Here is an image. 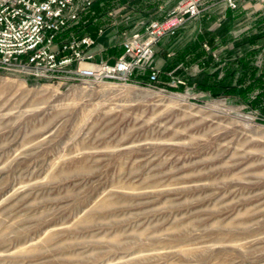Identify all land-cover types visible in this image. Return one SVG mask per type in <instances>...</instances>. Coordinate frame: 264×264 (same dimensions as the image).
<instances>
[{"label":"rangeland","instance_id":"obj_1","mask_svg":"<svg viewBox=\"0 0 264 264\" xmlns=\"http://www.w3.org/2000/svg\"><path fill=\"white\" fill-rule=\"evenodd\" d=\"M93 2L68 34L101 32ZM242 5L206 2L124 81L0 65V264H264V101L195 87L264 48V6Z\"/></svg>","mask_w":264,"mask_h":264},{"label":"built area","instance_id":"obj_2","mask_svg":"<svg viewBox=\"0 0 264 264\" xmlns=\"http://www.w3.org/2000/svg\"><path fill=\"white\" fill-rule=\"evenodd\" d=\"M76 0H0V65L30 69L34 73L69 70L82 79L124 81L134 69L146 65L153 56V46L160 38L176 33L213 0H179L172 12L144 27L143 36L134 33L122 42V53L112 63L95 60L91 47L95 39L68 34L75 22ZM244 0H222L226 9H237ZM264 6V0H256ZM87 3L86 6H89ZM66 72V71H65ZM155 73L149 80L154 81Z\"/></svg>","mask_w":264,"mask_h":264},{"label":"crops","instance_id":"obj_3","mask_svg":"<svg viewBox=\"0 0 264 264\" xmlns=\"http://www.w3.org/2000/svg\"><path fill=\"white\" fill-rule=\"evenodd\" d=\"M179 0H94L91 14L84 22L93 24V30L101 29L94 37L95 43L92 51L95 60H100L98 51L111 54L120 39L119 34L126 32V36L142 28V23L160 20L170 14ZM256 0H244L247 5ZM240 5V6H241ZM243 6V5H242ZM233 11L228 10L227 13ZM87 15V16H88ZM127 29V31L125 30ZM125 35V34H123ZM119 38V39H118ZM107 56V54H106ZM116 55H110L108 62H113Z\"/></svg>","mask_w":264,"mask_h":264},{"label":"trees","instance_id":"obj_4","mask_svg":"<svg viewBox=\"0 0 264 264\" xmlns=\"http://www.w3.org/2000/svg\"><path fill=\"white\" fill-rule=\"evenodd\" d=\"M237 12L238 11L235 10L232 13H229L228 18H231V20H233V18L237 16ZM257 16L264 19V10L263 13L258 14ZM79 23L82 24V22ZM80 24L79 26H81ZM201 39L202 37H200V40ZM254 40L255 39L249 42L251 43V48H249L248 50L247 48L249 46L246 44H242L241 48H239V54L241 55L240 57L236 58L238 62H236L235 67L225 70L226 72L223 78L218 80L211 79L210 76H207V74L204 73L203 70H201L203 71V77L200 81L195 83V87L200 89L201 91L208 92L213 97L221 96L224 94L238 95L249 105L251 109H262V103L264 101V56H261L262 63L257 65L256 55L263 52L264 48H260V45L257 47L256 45L254 46V44L257 42ZM208 43L212 45V40ZM180 60L177 59L176 63L167 65L166 69H170L172 73H180L181 67H179L178 64V62H181ZM235 83H240L242 87H240V89H237ZM257 84H259L258 87H256ZM253 91H257V93H251Z\"/></svg>","mask_w":264,"mask_h":264}]
</instances>
